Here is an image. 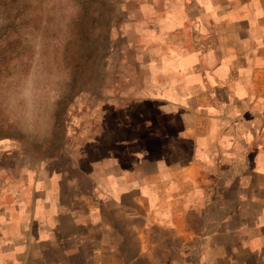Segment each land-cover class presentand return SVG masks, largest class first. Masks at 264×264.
I'll use <instances>...</instances> for the list:
<instances>
[{
  "label": "rangeland",
  "instance_id": "obj_1",
  "mask_svg": "<svg viewBox=\"0 0 264 264\" xmlns=\"http://www.w3.org/2000/svg\"><path fill=\"white\" fill-rule=\"evenodd\" d=\"M190 3L0 0V227L24 242L4 252L7 264H110L107 211L86 219L110 188V149L152 129L161 98L150 89L185 68V42L200 56L218 50V28L186 24L203 15Z\"/></svg>",
  "mask_w": 264,
  "mask_h": 264
},
{
  "label": "crops",
  "instance_id": "obj_2",
  "mask_svg": "<svg viewBox=\"0 0 264 264\" xmlns=\"http://www.w3.org/2000/svg\"><path fill=\"white\" fill-rule=\"evenodd\" d=\"M190 6L203 15L186 24L218 28V50L200 56L185 42V68L150 89L161 98L152 129L133 132L126 146L113 143L106 208L94 201L86 217L98 222L107 211L110 264H152L143 249L160 252L162 264H178L185 253V264H264V0ZM5 230L0 264L24 243Z\"/></svg>",
  "mask_w": 264,
  "mask_h": 264
},
{
  "label": "clouds",
  "instance_id": "obj_3",
  "mask_svg": "<svg viewBox=\"0 0 264 264\" xmlns=\"http://www.w3.org/2000/svg\"><path fill=\"white\" fill-rule=\"evenodd\" d=\"M57 2H59V3H64L65 0H57ZM74 11H75V14L78 15L79 9L76 8ZM74 18H75V16H73L72 18H70L69 23L71 22V19H74ZM33 92H34V85H32V84H27V85L25 86V89H24L23 93H22V98H23L26 102L31 101L32 98H33Z\"/></svg>",
  "mask_w": 264,
  "mask_h": 264
}]
</instances>
